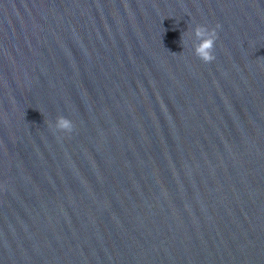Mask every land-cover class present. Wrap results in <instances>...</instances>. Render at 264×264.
<instances>
[{
  "label": "water",
  "instance_id": "1",
  "mask_svg": "<svg viewBox=\"0 0 264 264\" xmlns=\"http://www.w3.org/2000/svg\"><path fill=\"white\" fill-rule=\"evenodd\" d=\"M0 264H264V0H0Z\"/></svg>",
  "mask_w": 264,
  "mask_h": 264
},
{
  "label": "clouds",
  "instance_id": "2",
  "mask_svg": "<svg viewBox=\"0 0 264 264\" xmlns=\"http://www.w3.org/2000/svg\"><path fill=\"white\" fill-rule=\"evenodd\" d=\"M220 25L217 24L215 28H209L205 25H197L195 27V35L200 39V44L195 49V55L204 63H211L216 59L214 54L216 41L219 38L217 29ZM183 42V36H182ZM51 126V125H50ZM55 129L61 133L71 135L75 130V125L72 120L59 116L55 123Z\"/></svg>",
  "mask_w": 264,
  "mask_h": 264
}]
</instances>
